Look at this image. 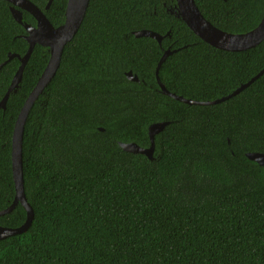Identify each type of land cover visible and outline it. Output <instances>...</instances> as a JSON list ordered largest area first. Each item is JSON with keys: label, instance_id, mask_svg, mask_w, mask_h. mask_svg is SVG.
Returning a JSON list of instances; mask_svg holds the SVG:
<instances>
[{"label": "trees", "instance_id": "trees-1", "mask_svg": "<svg viewBox=\"0 0 264 264\" xmlns=\"http://www.w3.org/2000/svg\"><path fill=\"white\" fill-rule=\"evenodd\" d=\"M53 26L66 0H30ZM217 28L243 33L260 22L264 0H194ZM176 0H89L54 76L28 111L22 139L29 227L0 239V264H264V71L217 103L188 104L161 92L212 101L264 68V39L223 50L175 15ZM173 10V12H171ZM22 21L35 23L22 10ZM164 35L161 42L134 31ZM26 31L0 0V63L23 55ZM49 57L36 43L15 92L0 109V209L14 197L11 134ZM19 65L0 67V99ZM131 71L138 78L130 80ZM153 158L119 142L149 145ZM102 128V130L100 129ZM26 218L20 202L0 226Z\"/></svg>", "mask_w": 264, "mask_h": 264}, {"label": "water", "instance_id": "water-1", "mask_svg": "<svg viewBox=\"0 0 264 264\" xmlns=\"http://www.w3.org/2000/svg\"><path fill=\"white\" fill-rule=\"evenodd\" d=\"M9 5V10L13 18L22 23V12L21 10H25L35 19L36 24L32 26L30 24L24 23V28L26 30V34L22 37L27 41L28 47L23 55H19L18 53L7 54V59L0 63V67L12 57H17L19 60V65L14 72L10 84L8 85L4 95L0 99V109L5 108L6 101L11 92H15L18 84L22 78V72L24 66L32 52V49L36 43L46 46L49 49V57L44 66L41 74L39 75L34 87L29 92L27 97L25 98L18 115L15 119L14 126L11 134V171H12V179L14 183V197L9 206L4 209H0V215L11 211L14 206L20 202L22 206L26 210V218L25 221L17 226V227H4L0 226V239L7 237L9 235L17 234L24 232L29 225L31 224L33 218V210L29 203L26 200L25 192H24V184H23V172H22V139H23V127L28 114L29 109L31 108L33 102L38 97V95L42 92L44 87L48 84L51 78L54 76L56 70L59 67L61 55L63 48L67 42L71 40L75 32L78 30L83 17L85 15V11L88 6L89 0H66V6L64 11V20L58 26H53L43 11L35 5L30 0H7ZM52 0H48L45 9H47ZM176 9L174 11L175 15L180 17L187 26L201 39L208 42L214 47L229 50V51H241L256 44L260 43L264 39V9L263 15L256 27L253 29L243 32V33H230L223 31L216 26H214L211 22H209L200 12L194 0H176ZM173 12V10H171ZM133 34L135 36H149L161 42V39L164 35H161L155 31L142 29L138 31H134ZM167 48L163 50L157 65L155 67V78L156 82L160 87L162 93L171 96L177 100L183 101L188 104H208V103H217L221 100L229 98L230 96L238 93L248 84H250L256 77H258L263 71L264 68L261 69L256 75L251 77L247 82L242 83L237 86L231 93L214 99L212 101H199L194 99H189L183 97L182 95H178L174 92L169 91L165 85L161 82L158 72L162 62L165 58L174 51ZM126 77L130 80L137 81L138 78L135 74L129 70L125 73ZM167 124L166 121L154 122L148 126V136H149V145L146 147L139 146L135 142H119V145L125 151L135 152V153H143L149 159L153 158L154 151V135L160 132L163 127ZM102 130V128H100ZM246 156L256 161L259 164H264V153L259 152H248Z\"/></svg>", "mask_w": 264, "mask_h": 264}, {"label": "flooded vegetation", "instance_id": "flooded-vegetation-1", "mask_svg": "<svg viewBox=\"0 0 264 264\" xmlns=\"http://www.w3.org/2000/svg\"><path fill=\"white\" fill-rule=\"evenodd\" d=\"M9 5H10V3H9ZM175 9H176V6H175ZM175 11V10H174ZM21 12H22V10H21ZM35 20V19H34ZM24 23H27V24H30V25H32V26H35V24H36V21H35V23H28V22H25V21H22V25L24 24ZM23 27H24V25H23ZM25 29V28H24ZM26 31V30H25ZM26 34V33H25ZM25 34H23V35H25ZM22 35V36H23Z\"/></svg>", "mask_w": 264, "mask_h": 264}]
</instances>
